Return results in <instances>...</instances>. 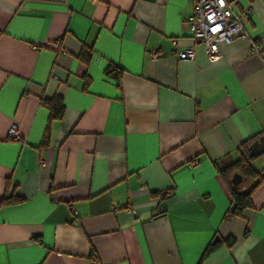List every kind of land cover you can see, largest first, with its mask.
<instances>
[{
	"label": "crops",
	"instance_id": "obj_1",
	"mask_svg": "<svg viewBox=\"0 0 264 264\" xmlns=\"http://www.w3.org/2000/svg\"><path fill=\"white\" fill-rule=\"evenodd\" d=\"M235 1L259 51L209 62L191 0H0V264H264V182L226 217L218 172L264 131V0Z\"/></svg>",
	"mask_w": 264,
	"mask_h": 264
},
{
	"label": "built area",
	"instance_id": "obj_2",
	"mask_svg": "<svg viewBox=\"0 0 264 264\" xmlns=\"http://www.w3.org/2000/svg\"><path fill=\"white\" fill-rule=\"evenodd\" d=\"M193 11L186 22V29L190 33L192 44L179 52L181 60L192 59L194 45L199 44L209 62L220 57L219 46L229 43L235 37L248 39L242 19L250 9L240 11L235 0H191ZM253 51H259V45L249 40ZM8 135L19 139L15 128L8 131ZM91 264H98L94 259Z\"/></svg>",
	"mask_w": 264,
	"mask_h": 264
},
{
	"label": "trees",
	"instance_id": "obj_3",
	"mask_svg": "<svg viewBox=\"0 0 264 264\" xmlns=\"http://www.w3.org/2000/svg\"><path fill=\"white\" fill-rule=\"evenodd\" d=\"M85 55H89V51L85 52ZM108 68L110 70L112 69L114 70L113 66ZM119 73H121L120 69H119ZM41 104L48 110L50 119L53 118L58 119L62 116L64 108L62 105L61 97L56 96L53 97L52 99H44L41 101ZM261 135H264V131L252 137L251 139H247L241 142L236 149L237 152L239 153V158L235 162L218 170L220 178L223 181L224 185L226 186L232 200V208L228 211L226 217L240 216L245 208L252 207L251 193L256 185H253V187H251L246 192H240L239 189L245 178L247 177L258 178L259 182H264V177L260 176L259 173L255 171V169L252 167L251 164L252 160H254L257 156H252L248 151L249 144ZM234 173H238L239 177H241V181L236 185L233 184L231 181V177ZM224 242L226 243L227 246H231L234 243V240L229 238L226 239ZM215 247L216 244L209 245L203 252L202 257L198 262V264H200L203 258L207 256Z\"/></svg>",
	"mask_w": 264,
	"mask_h": 264
},
{
	"label": "water",
	"instance_id": "obj_4",
	"mask_svg": "<svg viewBox=\"0 0 264 264\" xmlns=\"http://www.w3.org/2000/svg\"><path fill=\"white\" fill-rule=\"evenodd\" d=\"M248 151L252 156L264 154V135H261L253 140L248 146ZM231 181L236 185L241 181V177H239L238 173H234L231 177ZM216 240L217 237L214 238L213 242Z\"/></svg>",
	"mask_w": 264,
	"mask_h": 264
},
{
	"label": "rangeland",
	"instance_id": "obj_5",
	"mask_svg": "<svg viewBox=\"0 0 264 264\" xmlns=\"http://www.w3.org/2000/svg\"><path fill=\"white\" fill-rule=\"evenodd\" d=\"M253 161V160H252ZM254 166V165H253ZM255 167V166H254Z\"/></svg>",
	"mask_w": 264,
	"mask_h": 264
}]
</instances>
